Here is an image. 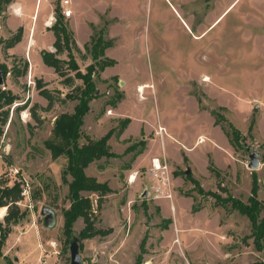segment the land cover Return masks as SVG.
I'll return each mask as SVG.
<instances>
[{
    "label": "rangeland",
    "instance_id": "rangeland-1",
    "mask_svg": "<svg viewBox=\"0 0 264 264\" xmlns=\"http://www.w3.org/2000/svg\"><path fill=\"white\" fill-rule=\"evenodd\" d=\"M62 1L55 0V16L62 13ZM92 1L82 0L85 9ZM101 1L97 13L83 9L73 19L81 45L74 55L82 73L95 63L86 46L92 49L91 42L98 37L112 43L108 58L117 62L94 77L99 98L90 103L82 127L84 134L96 139L111 132L109 144L115 154L87 172L91 176L99 165L107 168L104 178L111 193L100 209L98 196L92 194L91 199L96 227L112 233L79 241L84 264H135L145 238L143 264H260L264 255L254 245L249 219L211 194L221 199L232 195L247 203L255 175L264 203V0ZM7 6L0 9V71L5 82L0 88L17 100L8 122L0 125V184L5 188L20 183L26 194H21L18 205L27 215L1 249L0 264H6L5 255L12 264H71L69 243L85 225L78 219L69 238L64 232L63 211L70 208L69 188L62 179L67 159L53 160L45 141L56 117L73 112L77 102L66 98L71 87L53 69L42 71L32 60V72L29 63L9 53L4 36ZM45 7L43 3L42 13ZM64 21L70 30L69 19ZM61 57L67 59L66 53ZM37 81L53 94L52 105L40 95ZM15 108L21 109L14 112ZM150 121L157 123L150 131L141 128ZM159 123L173 135L166 139L167 153L183 162L169 166L177 213L171 212L169 200L162 210L171 219L153 199L147 178L150 167L141 163L136 173L129 172L154 134L167 133ZM229 124L242 134L240 143L227 137ZM127 129L132 134L123 137ZM225 138L233 159L223 150ZM198 139L203 143L187 150ZM156 145L155 153L161 155L159 139ZM246 147L260 153L257 171L248 168ZM189 161L201 178L195 177ZM130 175L135 178L132 183ZM145 192L151 194L144 197ZM192 205L193 212L203 208L214 214L226 212L238 229L220 236L217 218L193 215ZM43 206L57 211L54 230L43 227ZM6 208H0V222ZM174 218L182 231L171 228Z\"/></svg>",
    "mask_w": 264,
    "mask_h": 264
},
{
    "label": "trees",
    "instance_id": "trees-1",
    "mask_svg": "<svg viewBox=\"0 0 264 264\" xmlns=\"http://www.w3.org/2000/svg\"><path fill=\"white\" fill-rule=\"evenodd\" d=\"M9 0H0V9L3 10V5H8ZM56 21L50 30L54 33L55 52L43 51V63L52 68L55 73L63 78L64 83L71 87V93L66 96L68 100L76 101L73 112H66L56 117L51 136L45 141V147L50 151L52 159L57 160L61 157L67 159L66 169L63 171V182L69 188L70 208L63 211L64 217V232L69 238L73 233L74 224L78 219L84 222V228L79 234V241L83 239H91L98 236H108L112 233L111 230H102L96 227L94 219V203L91 199L92 194L98 196L97 207H102L103 198L111 193L108 183H102L97 178L89 176L87 169L94 163L102 159L114 158L115 154L111 150L109 141L112 133L109 132L100 138H93L84 134L82 127L84 119L90 112V103L99 98L94 77L98 76L108 67L116 65V61L106 57V50L112 46L110 42H104L102 37L93 39L91 42L92 49L86 46L95 61L94 65L88 66L85 73H82L74 51H79L73 32L68 29L64 21V16L61 11L56 12ZM23 36V30L19 29L16 35L7 40L5 43L8 48L19 43ZM66 53L67 59L60 57ZM28 66H25L27 70ZM76 81H81L82 84L76 85ZM37 81L40 95L49 101L52 105L54 101L53 94L44 89ZM122 99L121 96L118 98ZM17 98L12 92L0 88V125H5L10 117V107L15 103ZM8 107V108H7ZM19 107V106H17ZM5 108H7L5 110ZM21 108H15L17 112ZM1 132V131H0ZM227 137L234 143H240L243 139L242 134L233 125L229 124V130L226 131ZM68 177L71 181H68ZM197 186V181L192 180ZM259 181L258 178L252 176V189L248 202H242L232 195L221 199L216 193L211 196L216 198L217 202L222 200V206L230 205L233 211H237L242 216H245L251 222L254 245L256 249L264 255V203L259 200ZM200 194L203 190L199 188ZM22 189L20 183H15L11 187L0 188V208L7 207V214L4 217V222H0V256L1 249L6 244L9 235L27 215L26 212L18 205L22 199ZM89 194V195H84ZM73 238V237H72ZM145 240L140 245L141 254L137 257L135 264H143L145 253ZM6 264H12L6 256H4ZM260 264H264L263 262Z\"/></svg>",
    "mask_w": 264,
    "mask_h": 264
},
{
    "label": "crops",
    "instance_id": "crops-1",
    "mask_svg": "<svg viewBox=\"0 0 264 264\" xmlns=\"http://www.w3.org/2000/svg\"><path fill=\"white\" fill-rule=\"evenodd\" d=\"M100 2H102V1L101 0H93L92 1V5H90L91 12L94 11L97 13L96 10L101 5ZM43 3H46V7L44 8V12L42 13L41 9H42ZM55 7H56L55 0H9L8 6H7L8 16L6 18V25H5V29H6L5 31H7V34H4V36L6 35L5 40H8L10 36L15 35L19 29L23 30V36H22L21 41L19 43H16L13 47L8 48V51L11 55L18 57L20 59H23L27 63H29L32 66V72L34 70V65L32 63V60H34V64L37 66V68H40L42 71H45L44 70L45 68L46 69H52L50 67H47L43 63L42 52L43 51H49V52H55L56 51L54 48L55 36H54V33L50 30V28L53 25V22L56 21ZM230 7L231 6H229V8ZM69 8L72 10L71 16L67 17V19H69V23L71 26L70 30L73 32V34L75 36L74 39H75L77 46L79 47V49H81V45H79V43L77 42V36H76L75 31H74L73 26L75 25V21H73V19H74L75 15L77 16L79 13L83 12L84 11L83 9H85L86 6H84L82 4V0H78V1L70 0V7ZM90 8L85 9V10H90ZM217 21H215L212 24V26L214 24H216ZM91 25L95 26L97 24L91 23L90 26ZM1 30H2L1 33H5V31H3L4 30L3 27L1 28ZM110 32H111V27H110ZM91 35H92V30H91V32H90V34H89V36H88V38L84 44H86L89 41ZM200 36L201 35L196 36L195 38L198 39V38H200ZM108 50L106 52L107 57L109 56ZM60 58L63 59L62 57H60ZM116 64H117V62H116ZM31 66H30V68H31ZM109 68H112V67H108L106 69H109ZM208 89H210V87ZM229 111H230V109H229ZM131 123H132V121H131ZM154 124H157V123L150 121L148 125L141 126V128L143 127L144 129H147L148 131H150ZM159 124H160V127L166 129L167 133L164 134L163 132H161V134H156L157 133L156 132L154 134L155 138H153V139L149 140V142H147V147L144 150V154L141 155L140 157H138V160H136V163L134 165H131V168L129 169V172L134 174L137 172L139 164H141V163L147 164L150 167L149 171L147 172V178H148V180L150 179V181H151L150 188H151V186L156 185V183H157L156 179H154L151 176V172H150L153 159L165 158L167 160L169 166H171V163L177 164L179 162H182L181 160L175 159V157L174 158L170 157V155L167 153V149H166L167 141H166V139L167 138H169V139L173 138V135H172L171 129L169 127H167L163 123H159ZM128 128H129V126H128ZM130 134H132V133L127 129L124 131V133L122 135H123V137H126V135H130ZM86 135H89V134H86ZM159 135H161V137ZM125 139L126 138H121L122 141H124ZM157 139H159V141H160V146L162 149L161 155L160 154L157 155L155 153V148H157V145H156ZM227 139L225 138L226 143H225V147H223V150L227 151L229 153V156L231 157V159H233L232 154L230 153L231 144L229 142H227ZM201 140H203V139L196 140L195 144L192 147H187V150L192 151L196 146L202 144L203 142ZM110 144L112 146V140L110 141ZM103 160L104 159H102L101 161H103ZM101 161H99L97 163H101ZM95 164L96 163H94L92 165H95ZM189 164L192 166L193 171L195 168H197L192 161H189ZM92 165L87 169V172L91 169ZM98 168H99L98 173L91 175V176L97 178L100 182H106L107 179H105L104 176L107 173V170H106L107 168L102 167L100 165ZM194 175L197 179L201 178L203 176L202 174H200L201 177L198 176L196 171H194ZM109 184H111V183H109ZM148 195H150V194L148 193ZM187 199H192V201L194 203L193 198H187ZM156 201H160L159 205L161 207V213L163 214L162 209H163V207H165L167 205L165 203V201H167V200L166 199H160V200H156ZM169 203H170V207L172 205L174 206V210L171 209V212L174 213V211H175V214H176L177 212H176V207L174 205V199L172 202L169 201ZM190 210L193 213V215L198 216V217L206 215V218H208V219H210V218L216 219L217 218L218 227L221 228V231H222V233L220 231V234H219L220 236H222V234H227V232H229L231 229H234L235 227H236V229H238L235 221H233V222L230 221L231 218H233V217L231 216V218H230V216H228L226 214V212H224L225 215L220 213L219 211H216V213L214 214V212L213 211L210 212V210L208 208H203L199 211L193 212V205H192V208ZM6 214H7V210H6ZM222 216H224L225 218ZM164 217L167 219H171V217L169 215L168 216L164 215ZM175 217L177 220L176 215H175ZM223 218L225 219V221L222 220ZM228 219H230V220L228 221ZM172 221H173V223L171 224V228H173L175 232L182 231L180 229V227L178 226V223L175 221V218ZM221 223H222V225H221ZM14 229H15V227H14ZM241 252H239V254ZM227 256H229V259H230L231 253L230 254L227 253Z\"/></svg>",
    "mask_w": 264,
    "mask_h": 264
},
{
    "label": "built area",
    "instance_id": "built-area-1",
    "mask_svg": "<svg viewBox=\"0 0 264 264\" xmlns=\"http://www.w3.org/2000/svg\"><path fill=\"white\" fill-rule=\"evenodd\" d=\"M69 7H70V0H63L62 15L64 17H70L72 14V10ZM150 172H151V176L157 181L156 185H153L150 188L153 193V199L155 200L166 199L172 202L174 197L172 192L171 171L167 160L165 158L153 159ZM132 178L133 176L129 178L130 183L133 182ZM0 188H2L1 184H0ZM25 194H26V190L23 189L22 196H25ZM171 209L174 210L173 205L171 206Z\"/></svg>",
    "mask_w": 264,
    "mask_h": 264
},
{
    "label": "water",
    "instance_id": "water-1",
    "mask_svg": "<svg viewBox=\"0 0 264 264\" xmlns=\"http://www.w3.org/2000/svg\"><path fill=\"white\" fill-rule=\"evenodd\" d=\"M3 72L0 71V87L4 86ZM246 152L249 154L248 168L252 171H257L260 168V153L251 147H246ZM187 174L191 173L190 169H187ZM144 197L148 196V193L143 194ZM43 218V227L46 230H54L58 225V214L55 209L50 206H43L40 212ZM70 260L71 264H84L80 253L79 238L74 236L69 243ZM17 260V258H16Z\"/></svg>",
    "mask_w": 264,
    "mask_h": 264
},
{
    "label": "bare ground",
    "instance_id": "bare-ground-1",
    "mask_svg": "<svg viewBox=\"0 0 264 264\" xmlns=\"http://www.w3.org/2000/svg\"><path fill=\"white\" fill-rule=\"evenodd\" d=\"M17 15H18V14H17ZM208 80H209V79L207 78L206 81H208ZM141 89H142V88H141ZM132 179H133V181H134L135 178L133 177ZM0 217H1V216H0Z\"/></svg>",
    "mask_w": 264,
    "mask_h": 264
}]
</instances>
